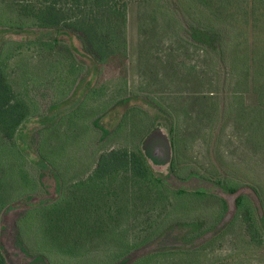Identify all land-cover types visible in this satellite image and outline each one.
<instances>
[{"label": "rangeland", "instance_id": "374dc122", "mask_svg": "<svg viewBox=\"0 0 264 264\" xmlns=\"http://www.w3.org/2000/svg\"><path fill=\"white\" fill-rule=\"evenodd\" d=\"M127 1L126 56L97 67L80 34L34 27L17 0H0V65L32 114L14 143L0 135L8 264H264V147L233 114L254 41L264 56V10ZM139 147L168 165L154 169L161 185L95 173L101 155ZM236 183L262 192L263 214L252 200L263 239L235 210L225 185Z\"/></svg>", "mask_w": 264, "mask_h": 264}, {"label": "trees", "instance_id": "16d2710c", "mask_svg": "<svg viewBox=\"0 0 264 264\" xmlns=\"http://www.w3.org/2000/svg\"><path fill=\"white\" fill-rule=\"evenodd\" d=\"M17 2L18 16L27 17L32 26L51 29L57 35L80 34L97 67L119 55L126 56L127 0H17ZM257 4L264 10V0H256L255 7L258 6ZM17 26L18 24L15 23L9 26V29ZM19 27L22 28L20 25ZM258 44L254 41L252 50L255 54L253 80H247L246 77L238 80L233 94L235 121L248 131L246 137L255 148L264 147V56L258 55ZM250 84L253 85L252 91L256 94L251 105L247 104ZM31 115L29 105L15 93L9 83L5 67L0 65V135L10 143H14L19 127ZM122 172H128L149 185L157 182L161 185L160 180L153 178L154 171L141 149L138 152L110 151L100 156L95 173L100 174L101 180L106 176ZM225 188L235 197V210L246 224L251 238L263 239L260 236L261 228L256 215L257 206L252 200V198L256 199L263 214V196L258 186L249 184L242 187L241 184L236 183L233 187L229 184L225 185ZM1 229L0 223V233ZM0 264H8L1 245Z\"/></svg>", "mask_w": 264, "mask_h": 264}, {"label": "water", "instance_id": "95a60500", "mask_svg": "<svg viewBox=\"0 0 264 264\" xmlns=\"http://www.w3.org/2000/svg\"><path fill=\"white\" fill-rule=\"evenodd\" d=\"M149 163H150L151 168H152L153 171H154V169H156L157 171L162 172V171H167V169H168V165L163 166L161 168V165H154L151 160L149 161Z\"/></svg>", "mask_w": 264, "mask_h": 264}, {"label": "crops", "instance_id": "0c3cea01", "mask_svg": "<svg viewBox=\"0 0 264 264\" xmlns=\"http://www.w3.org/2000/svg\"><path fill=\"white\" fill-rule=\"evenodd\" d=\"M139 149H141V148L139 147ZM144 149H145V147H144ZM144 149H141V150H143V152L146 154V151H145ZM155 152H156V151H155ZM147 161H148V163H149L150 159L148 158ZM151 161L153 162V160H151ZM153 163H154V162H153ZM154 164H155V163H154ZM149 165H150V163H149ZM158 165H159V164H158ZM150 167H151V165H150ZM76 196H77V195H76ZM37 203H40V202L38 201ZM50 203H53V202H49V204H50ZM33 204H36V203H32V205H33ZM30 205H31V204H29L28 206H30Z\"/></svg>", "mask_w": 264, "mask_h": 264}, {"label": "flooded vegetation", "instance_id": "af4514ba", "mask_svg": "<svg viewBox=\"0 0 264 264\" xmlns=\"http://www.w3.org/2000/svg\"><path fill=\"white\" fill-rule=\"evenodd\" d=\"M155 154H159V151H156ZM148 159V158H147Z\"/></svg>", "mask_w": 264, "mask_h": 264}]
</instances>
